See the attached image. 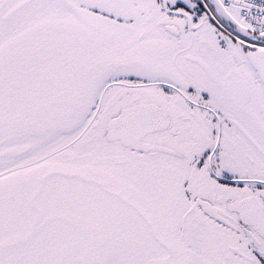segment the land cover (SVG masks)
<instances>
[{"label": "snow or ice", "instance_id": "1", "mask_svg": "<svg viewBox=\"0 0 264 264\" xmlns=\"http://www.w3.org/2000/svg\"><path fill=\"white\" fill-rule=\"evenodd\" d=\"M0 264H264V0H0Z\"/></svg>", "mask_w": 264, "mask_h": 264}]
</instances>
